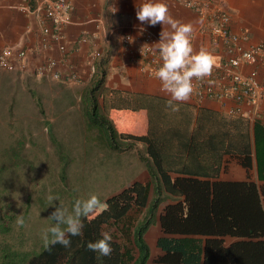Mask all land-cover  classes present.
<instances>
[{
	"label": "trees",
	"instance_id": "1",
	"mask_svg": "<svg viewBox=\"0 0 264 264\" xmlns=\"http://www.w3.org/2000/svg\"><path fill=\"white\" fill-rule=\"evenodd\" d=\"M168 102L144 96L127 105L138 117H119L118 123L97 101L92 104L88 124L99 126L110 147L143 145L148 181H134L101 200L93 213L81 218L82 235L69 237V247L44 245L23 257L11 249L12 240L3 255L8 251L15 257L2 264H264V184L248 176L220 177L226 168L223 159L228 163L232 155L241 158L246 172L251 167L248 119L216 118L205 107L185 104L173 112ZM251 133L256 180L263 182L264 128L254 127ZM21 144H0L1 175L15 174L12 169L23 161ZM59 176L63 180L65 175ZM153 227L159 234L151 246L147 233ZM102 231H110L113 251L97 259L87 244L101 238ZM227 236L235 239L226 245Z\"/></svg>",
	"mask_w": 264,
	"mask_h": 264
},
{
	"label": "crops",
	"instance_id": "2",
	"mask_svg": "<svg viewBox=\"0 0 264 264\" xmlns=\"http://www.w3.org/2000/svg\"><path fill=\"white\" fill-rule=\"evenodd\" d=\"M46 0H0V52L5 48L13 50H24L26 52V62L31 67L23 71H8L0 67V99L15 108L16 102H11L12 94L19 92L24 94L22 106L26 104L27 118H20V125H28L27 121L37 119L40 133L44 134L45 140L52 139L56 146L54 150L60 151L61 143L71 140L69 136L64 142L61 134L58 135V128L62 126L74 127L76 130L87 127L89 120V110L92 104L98 103L99 108L112 122L116 118L138 117V111H128L127 105L144 96H159L165 100H170V94L161 91V82L151 73L153 65L148 61L146 52L153 53L151 57L156 59L157 70L161 66L159 53L151 49H146L145 44L151 46L152 42H146V36H152L154 42H158L159 33L163 30L160 24L155 27L141 24L136 18V10L145 0H74L73 9L70 11V22L61 28V42L66 50L61 53L56 44L43 35L44 26H50V22L45 18ZM205 3L203 13L200 15L192 8L173 1L165 0L169 7L171 16L184 24L193 26L192 44L194 51L206 49L211 53L216 65L213 72L219 71L227 57L222 44L213 45L210 40L211 28L215 25V15L219 10H224L229 14V29L236 34H245L247 44H264V0H199ZM145 30L141 33L140 29ZM165 31H170V26L164 25ZM128 37L132 42L123 44V37ZM144 46V47H143ZM98 52L92 58V53ZM61 54L65 60L61 58ZM48 59H54L58 63L53 68L60 73V79H55L52 73L37 74L31 69L40 65ZM243 72H249V66L242 68ZM212 72V73H213ZM75 73L76 80L68 82L69 76ZM102 79V80H101ZM101 80V81H99ZM99 82L96 85V82ZM3 87V91H1ZM16 90L14 92V90ZM61 92L74 96L82 101V114L85 120L84 126L79 122L78 111H72L73 105L60 102ZM77 100V101H78ZM177 104L189 105L195 109H209L216 118L242 117L231 115L229 110L232 102H218L213 99L198 100L191 98L186 102H175ZM13 108V109H14ZM37 108L38 112L29 113L28 109ZM246 109V107H243ZM98 109V107H97ZM142 116L140 115V118ZM249 124V144L251 146V167L247 170L241 165V158L232 155L225 163L223 159L221 179L235 178L244 180L248 176L249 180L264 184V181H257L255 173V150L253 141L254 127L264 128V101L259 109L257 117L248 118ZM7 118V121H10ZM19 120V119H18ZM35 122V121H34ZM53 123L51 131L46 123ZM10 125H17L9 123ZM33 128L27 129L28 133ZM97 131L95 128H93ZM45 130V131H44ZM34 131V130H33ZM71 132V131H70ZM69 132V133H70ZM119 133H126L118 131ZM41 134V136H42ZM91 140L93 145H98L103 150L110 148L109 145L100 143L95 138L92 131ZM75 139V138H74ZM77 139H81L79 136ZM139 142L136 143V146ZM103 144V145H102ZM64 144H62L63 147ZM65 146V145H64ZM42 146V151L45 148ZM111 149H114L111 147ZM127 151V148L124 149ZM138 152V149L136 150ZM225 158L230 157L225 155ZM240 158V159H239ZM239 169L242 170L241 176ZM241 172V171H240ZM226 174L230 176L225 177ZM141 177L140 182H147ZM153 227L147 233L149 244L154 245L158 232Z\"/></svg>",
	"mask_w": 264,
	"mask_h": 264
},
{
	"label": "rangeland",
	"instance_id": "3",
	"mask_svg": "<svg viewBox=\"0 0 264 264\" xmlns=\"http://www.w3.org/2000/svg\"><path fill=\"white\" fill-rule=\"evenodd\" d=\"M3 90L5 89L1 87V91ZM61 97L63 99L60 102L73 105L72 111L80 109L79 122L84 126L82 101L78 99L77 101L74 96L71 97L64 92H61ZM12 98L11 102H16L13 103L16 106L10 109H8L10 104L0 99V144L10 148L23 141L21 150L24 153L23 161L12 169L14 175L0 174V264L14 258L15 253L23 257L35 254L45 245L43 232L52 226V221L48 218L55 207L60 206L59 203L71 211L77 200H85L91 195H96L100 201L106 200L127 188L132 182L140 180L142 175L143 178L147 176V157L141 143L137 144L136 149L134 147L127 151L121 150L125 148L124 143H121L117 149H111L109 146L110 148L102 152L98 145H93L92 131L95 132L92 138L100 143L109 144L106 135L95 123L91 131L89 130L91 125H87L85 130L84 128L76 130L75 134H73L75 126H62L58 128V135L61 134L64 142L69 136L71 140L61 143L60 151L56 152L53 149L56 143H52V139L45 140L44 134L40 133L37 119L27 121L28 125H20L21 119L27 117L26 104L24 108L22 106L24 94L19 92V87L18 93H13ZM28 112L33 114L38 112V109H28ZM9 117L11 120L7 121ZM10 122L17 125H10ZM46 124L49 126L50 122ZM52 127L53 123L49 126V131ZM31 128L32 131L28 133L27 129ZM79 136L81 139H77ZM62 144L65 146L62 147ZM42 146L45 151H42ZM57 170L65 175L62 181L59 178H52ZM239 170L241 172L234 176L243 174L242 170ZM228 176L230 174L225 175ZM49 195L59 197V201H53L54 206H49L47 199ZM17 215L24 216L26 221L24 227L17 226ZM155 231L158 232L157 229ZM234 239L227 236L224 238V244L227 245ZM12 240L11 249L15 253L7 251L3 255V248Z\"/></svg>",
	"mask_w": 264,
	"mask_h": 264
},
{
	"label": "built area",
	"instance_id": "4",
	"mask_svg": "<svg viewBox=\"0 0 264 264\" xmlns=\"http://www.w3.org/2000/svg\"><path fill=\"white\" fill-rule=\"evenodd\" d=\"M74 0H46L45 18L50 26H44L43 35L56 44L58 50L64 53L65 45L61 42V28L70 22V11L73 9ZM185 7L192 8L198 14L203 13V4L199 0H173ZM229 14L219 10L215 15V25L211 28L210 40L213 45L222 44L227 54L219 71L201 81L193 80L194 92L192 97L203 100L213 99L218 102L230 101L231 115L253 118L257 117L259 109L264 101V44H247L245 34H235L229 31ZM128 37H123L122 43H129ZM146 42H154L152 36H146ZM146 49H150L148 46ZM98 52H93L92 58ZM64 61L65 58L61 54ZM153 53L146 52L147 59L153 65L151 73L157 71L156 59L151 57ZM26 52L22 49L13 50L5 48L0 52V67L13 71L30 69L26 62ZM57 61L48 59L31 70L37 74L52 73L53 78L60 79V73L54 71ZM162 64V63H161ZM249 66V72H243L242 68ZM72 73L68 82L76 80ZM243 107H246L244 109Z\"/></svg>",
	"mask_w": 264,
	"mask_h": 264
},
{
	"label": "clouds",
	"instance_id": "5",
	"mask_svg": "<svg viewBox=\"0 0 264 264\" xmlns=\"http://www.w3.org/2000/svg\"><path fill=\"white\" fill-rule=\"evenodd\" d=\"M136 18L141 24L152 27L157 24L162 26L163 30L159 33V41L151 46L147 44L144 46H148L151 50L159 53L162 64L154 75L161 82V91L171 96L167 107L176 112L179 108L175 102H186L190 97L192 98L193 80L201 81L211 76L216 60L206 49L202 48L199 52L194 51L192 44L193 26L175 20L171 16L165 0H145L136 10ZM164 25L170 26V31H165ZM144 30L142 27L141 33ZM129 42H132V39ZM55 173L52 178H59L62 181L59 176L60 171L57 170ZM47 199L49 206H54L53 201H59V197L53 195H49ZM59 204L60 206L55 207L48 218L52 221V226L43 232L42 238L46 247L56 244L65 248L69 247L71 244L69 237L82 235L81 218L93 213L100 206L101 201L96 195H91L85 200L75 201L71 211L61 203ZM16 224L19 227L25 226L26 221L23 215H17ZM112 240L110 231H102L101 238L94 242H88L87 249L97 253V259L110 256L113 251Z\"/></svg>",
	"mask_w": 264,
	"mask_h": 264
}]
</instances>
